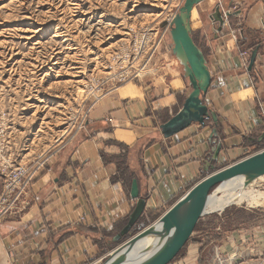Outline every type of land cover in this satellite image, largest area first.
<instances>
[{
  "label": "rangeland",
  "instance_id": "374dc122",
  "mask_svg": "<svg viewBox=\"0 0 264 264\" xmlns=\"http://www.w3.org/2000/svg\"><path fill=\"white\" fill-rule=\"evenodd\" d=\"M182 4L179 0H0V199L5 200L0 208L10 210L0 221L22 212L32 186L44 173L53 172L56 159L85 130L90 111L100 101L129 84L158 87L173 77L183 78L169 34L172 15ZM196 7L191 26L198 23ZM199 30L191 32L197 42ZM251 52L247 60L241 55L246 63ZM185 81L187 92L191 87ZM182 97L183 93L178 95ZM155 114L158 120L168 118L161 110ZM112 144L128 148L119 141ZM262 148L259 141L239 154L225 151L214 167H226ZM221 152L222 148L219 156ZM206 174L202 171L200 176ZM255 184L248 190L260 198L257 203L242 200L201 217L165 264H264V176ZM182 195L157 211L145 206L132 235ZM106 236L89 264H99L130 237L114 241L115 232Z\"/></svg>",
  "mask_w": 264,
  "mask_h": 264
},
{
  "label": "crops",
  "instance_id": "0c3cea01",
  "mask_svg": "<svg viewBox=\"0 0 264 264\" xmlns=\"http://www.w3.org/2000/svg\"><path fill=\"white\" fill-rule=\"evenodd\" d=\"M215 2L196 7L198 23L191 29H200L194 41L211 75L203 102L218 116L222 157L256 145L264 133V0H232L230 11L241 13L227 19L221 32L209 18ZM254 49L248 70L250 58L246 63L240 52ZM183 78L158 87L126 85L90 111L85 130L56 159L53 172L32 186L22 212L0 221V264H89L98 243L126 224L136 203L133 179L146 209L156 211L198 181L213 145L211 120L165 139L159 130L164 121L155 114L161 110L168 120L179 110Z\"/></svg>",
  "mask_w": 264,
  "mask_h": 264
},
{
  "label": "water",
  "instance_id": "95a60500",
  "mask_svg": "<svg viewBox=\"0 0 264 264\" xmlns=\"http://www.w3.org/2000/svg\"><path fill=\"white\" fill-rule=\"evenodd\" d=\"M204 1L207 0H184L169 24L172 53L182 67L183 77L191 88L186 92L179 110L160 124L159 130L162 137L168 139L193 123L205 127L207 121L211 120L213 127L208 141L213 145L203 167L207 174L194 183L154 222L147 226L141 223L137 227L138 231L132 235L146 206V197L140 196L138 182L133 179L130 196L136 203L126 224L116 233L113 240L116 241L125 235L130 237L104 256L99 264H165L171 253L177 251L187 240L192 226L198 219L208 214L223 212L226 208L236 205L235 202H231L221 210H210L208 200L211 196L221 195L222 188L234 180L236 181L235 184H231L232 188H239L241 191L264 176V148L226 167L220 169L214 167L222 147L221 141L218 140L219 121L216 112L203 102V97L210 87L211 75L206 58L191 35L193 9ZM231 5L232 0H227V3L216 0L212 6L213 11L209 18L216 25L217 32L223 30L225 18L229 19L241 13L240 10L230 11ZM256 53L257 49L251 52L248 70L254 64ZM263 138L264 133L257 141Z\"/></svg>",
  "mask_w": 264,
  "mask_h": 264
},
{
  "label": "bare ground",
  "instance_id": "6f19581e",
  "mask_svg": "<svg viewBox=\"0 0 264 264\" xmlns=\"http://www.w3.org/2000/svg\"><path fill=\"white\" fill-rule=\"evenodd\" d=\"M159 15L160 14H157L158 17H159ZM225 19H227V18H225ZM235 181L236 180H234L232 183L228 184V186L223 187L221 192H220V193H222L221 195H216V196L214 195V196H211V198H209V200H208L209 207L208 208L210 210H215V211L221 210L225 205H227L231 202H235V204H241V203H243V201H242L243 198L247 202H250V201L255 202L256 200L258 201L260 199L257 196V194L254 193V191L248 190L250 187L254 186L255 182L250 184L249 186H247L246 189L240 191L239 188H237V189L232 188L233 185H231V184H235ZM238 182H240V181H238ZM233 189L235 190L234 192H233ZM255 203H257V202H255Z\"/></svg>",
  "mask_w": 264,
  "mask_h": 264
},
{
  "label": "built area",
  "instance_id": "2783aa9c",
  "mask_svg": "<svg viewBox=\"0 0 264 264\" xmlns=\"http://www.w3.org/2000/svg\"><path fill=\"white\" fill-rule=\"evenodd\" d=\"M179 1L184 2V0H179ZM172 18H173V15H172ZM172 18H171V19H172ZM226 20H227V19H226ZM232 37H233V38H236V35H233ZM241 55L244 56V57L246 58V60H247V58H248V53H247V52H243V53H241ZM0 202L3 203V202H5V200H1V199H0ZM7 211L10 212V210H8V208H7V209L0 208V219L3 218L4 215H6Z\"/></svg>",
  "mask_w": 264,
  "mask_h": 264
},
{
  "label": "trees",
  "instance_id": "16d2710c",
  "mask_svg": "<svg viewBox=\"0 0 264 264\" xmlns=\"http://www.w3.org/2000/svg\"><path fill=\"white\" fill-rule=\"evenodd\" d=\"M182 102V99L181 98H179V103H181ZM167 121V119L164 121V122H166ZM201 177H203V176H200V178ZM191 187V186H190ZM148 214H151L150 212H148Z\"/></svg>",
  "mask_w": 264,
  "mask_h": 264
}]
</instances>
